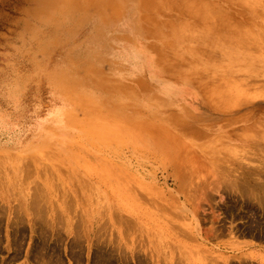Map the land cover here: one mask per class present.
Returning <instances> with one entry per match:
<instances>
[{
  "label": "rangeland",
  "instance_id": "obj_1",
  "mask_svg": "<svg viewBox=\"0 0 264 264\" xmlns=\"http://www.w3.org/2000/svg\"><path fill=\"white\" fill-rule=\"evenodd\" d=\"M145 1L0 0V264H264V0Z\"/></svg>",
  "mask_w": 264,
  "mask_h": 264
},
{
  "label": "bare ground",
  "instance_id": "obj_2",
  "mask_svg": "<svg viewBox=\"0 0 264 264\" xmlns=\"http://www.w3.org/2000/svg\"><path fill=\"white\" fill-rule=\"evenodd\" d=\"M144 1H145V0H144ZM146 1H147V0H146ZM146 1H145V2H146ZM144 4H145V3H144ZM82 14H83V16L85 17L84 12H83ZM94 32H95V34H94V36H95L94 39H95V38H100V37L102 36V34L99 32V30H95ZM102 37H103V36H102ZM189 40H190V39H189ZM184 42H185V41H184ZM183 44H185V43H183ZM191 44L193 45L194 43H191ZM247 101H248V103H251V102H252V100H250L251 102H250L249 100H247ZM246 103H247V102H246ZM246 103H245V104H246ZM248 103H247V104H248ZM252 103H253V102H252ZM241 105H243V104H241Z\"/></svg>",
  "mask_w": 264,
  "mask_h": 264
}]
</instances>
